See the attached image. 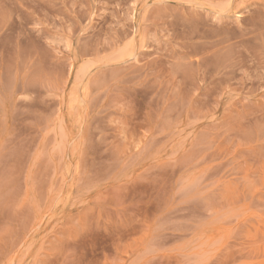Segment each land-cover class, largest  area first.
Returning <instances> with one entry per match:
<instances>
[{
  "label": "rangeland",
  "instance_id": "1",
  "mask_svg": "<svg viewBox=\"0 0 264 264\" xmlns=\"http://www.w3.org/2000/svg\"><path fill=\"white\" fill-rule=\"evenodd\" d=\"M0 264H264V0H0Z\"/></svg>",
  "mask_w": 264,
  "mask_h": 264
}]
</instances>
